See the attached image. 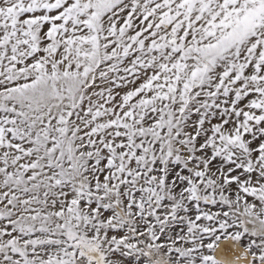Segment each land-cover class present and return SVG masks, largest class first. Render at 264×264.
<instances>
[{
  "label": "snow or ice",
  "instance_id": "obj_1",
  "mask_svg": "<svg viewBox=\"0 0 264 264\" xmlns=\"http://www.w3.org/2000/svg\"><path fill=\"white\" fill-rule=\"evenodd\" d=\"M0 264H264V0H0Z\"/></svg>",
  "mask_w": 264,
  "mask_h": 264
}]
</instances>
